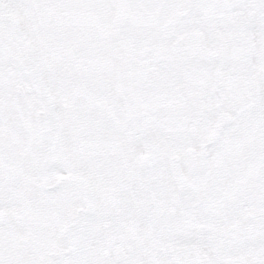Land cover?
Returning <instances> with one entry per match:
<instances>
[{
    "label": "snow or ice",
    "instance_id": "1",
    "mask_svg": "<svg viewBox=\"0 0 264 264\" xmlns=\"http://www.w3.org/2000/svg\"><path fill=\"white\" fill-rule=\"evenodd\" d=\"M0 264H264V0H0Z\"/></svg>",
    "mask_w": 264,
    "mask_h": 264
}]
</instances>
